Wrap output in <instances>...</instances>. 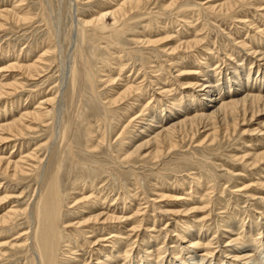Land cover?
<instances>
[{
	"label": "rangeland",
	"instance_id": "rangeland-1",
	"mask_svg": "<svg viewBox=\"0 0 264 264\" xmlns=\"http://www.w3.org/2000/svg\"><path fill=\"white\" fill-rule=\"evenodd\" d=\"M141 1L142 3L139 2L137 8L127 7V14L123 17L121 14L115 16L112 14L115 12V8L122 5L123 2L125 3V0H19L18 2L17 0H0L1 11L4 9L15 11L14 18H7L6 21L0 19V23L3 24V27L0 28V85L14 86L6 90V95L0 98V109L2 108L0 112L6 109L8 110L6 112L9 113L8 115L6 112L5 115L0 113V126L17 120L21 114L29 113L28 110L32 112L39 109L38 111L43 116L40 121L32 119L33 122L24 118L22 123L27 125L22 126L24 128L22 133H16L15 137L0 144V158L4 159L3 162L5 161L3 164L9 163L8 170H5L8 174L3 172L5 165L0 166V199L6 197L0 206V216L6 213L13 216H11V222L0 229V264H24L25 259L30 264H40V261L42 264H52V262L53 264H92V261L95 264L94 256L95 258H104V254L110 252L114 253L117 259L114 262L117 264H138V262L143 264L146 258H150L152 263H158L171 256L176 260L180 257L187 259L189 254H186L192 250L182 252L181 249L188 248L190 239L188 236L192 234H197L199 239L202 236L201 239H203L200 243L201 246H198L199 249L197 247L191 252L198 258H205L204 249L206 247L203 246L207 242L215 241L205 250L212 252L213 264H217V259L220 257L225 260L226 264H264V251L261 255L263 263L258 260L260 250L264 249V234H261L264 233V160L259 165L256 162L253 163L256 158L258 159V156L264 155V112L253 118L252 121H250V115L246 117L247 119H240L245 121H240L236 127L227 130L222 123L216 121L217 126H211L209 123L208 128L200 129V133L194 137L189 135L174 137L175 146L164 145L158 155L155 154L154 147L151 145H147L148 148H136L140 146V142L148 140L154 134L150 129L171 121L170 115L178 116L177 113L180 112L179 114H186L185 116L189 118L199 113L202 108L201 101L197 99L202 95L198 94L200 93L198 91L200 84L205 83L202 87L212 89L210 92L213 89L222 90L218 97L224 102L231 98H240L245 93V89H248L247 93H254L253 95L258 92L264 94V76L262 74L264 70V0L236 2L232 8L225 10L219 6L231 0ZM114 5L118 6L114 7ZM101 13L104 17L100 24L88 23L94 21L95 17L101 16ZM128 13L130 14L128 15ZM21 18L24 20L22 21ZM80 20L82 21L80 22ZM77 21L81 25L78 26ZM82 23H86L85 26ZM108 38L111 40H107ZM252 60L253 62H251ZM29 63L38 65V73L32 72V76L22 73L24 70L19 68L27 67L30 65ZM62 64H68L71 68H69L67 83L64 88L59 90ZM234 66L241 68L240 76L236 80L231 79L234 75H231L232 71L230 70ZM119 68L121 69L118 70ZM246 72L247 74L244 76ZM243 76L244 78H242ZM114 79L117 80L114 81ZM193 81L199 82L198 85ZM229 81L231 85L237 84L227 90L228 84L226 83ZM115 82L116 84H114ZM260 83L262 84L260 85ZM122 84L124 85L122 86ZM116 85L120 88H117ZM131 86L134 93L121 96L120 92ZM135 86L136 89H134ZM161 87L162 89H160ZM8 91H12L13 95H8L10 94ZM115 91L119 95H115ZM136 94H139L140 97ZM187 96L190 98H186ZM31 99L32 101H30ZM55 99L62 100L60 103L63 107L60 109L61 115L58 123L56 122V103L58 101ZM195 99L196 101H194ZM137 100L139 101L136 102ZM109 101L114 102H110L113 106L108 103ZM186 101L193 102L188 104ZM160 102L161 104H159ZM164 103L165 105H163ZM141 108L149 113L146 111L143 113ZM151 108L152 110H149ZM170 111L171 113H169ZM153 112L154 114H152ZM149 117H153V122L149 121ZM137 118L139 119L137 120ZM166 118L167 120H165ZM159 120L162 123H157ZM130 122L131 125L128 124ZM140 123H142L141 126L151 123L149 129L143 131L144 133L141 135H139L141 132ZM129 145L130 147H128ZM131 149L137 151L133 152ZM254 156L255 158H253ZM40 159L42 161L41 172L36 179ZM14 164L18 165V170L15 169ZM76 187L79 188V193ZM55 195L60 207L56 211H49L50 205L55 204L53 200ZM89 195L91 197H88ZM99 197L105 198L100 202ZM107 198L110 200H105ZM65 200L71 203L67 204ZM98 202L106 208L101 206L102 209ZM106 204L107 206H105ZM32 205L33 207H31ZM24 210L27 213L30 212L28 219L23 215ZM38 213L41 214V217ZM97 213H103L99 222L90 220L86 222L87 224H83V226L86 225L84 228L77 225L82 222L81 218L83 221L84 219L88 220L90 217L87 216ZM35 214L36 216L33 217ZM58 214H60L63 223L58 221ZM107 217L120 219L106 221ZM63 219L68 221L69 226ZM28 220L32 222L29 223ZM11 223L13 225H10ZM48 225L52 226L49 234V231L46 230ZM61 225H65V227ZM134 225L137 228L140 226V229H136ZM197 225L198 227L195 228ZM227 225L230 227L228 230L231 233L222 235L221 232L226 231ZM29 226L30 230L26 231V227L29 228ZM131 226L135 229L133 230ZM91 229H96L95 233H92ZM75 230L76 233H79L76 234ZM187 232H189L188 235ZM178 234L186 236L187 242L181 243L182 240L180 237L178 238ZM26 235L31 236V240L29 239L27 244L22 242L25 241ZM45 235L52 239L51 242L46 240ZM38 236L40 237L38 238ZM227 236H231V239L228 240ZM118 237L121 240L118 241ZM205 237L207 240L211 239L206 242ZM87 238L101 240L95 246L99 251L90 245L94 250L89 252L91 247L89 248L85 242ZM33 239L36 240L34 243ZM103 239L106 243H103ZM176 239H179L178 242ZM49 243H51L50 246ZM144 243H147V247ZM57 244L58 246H56ZM31 245L35 250H31ZM37 246L41 247L37 249ZM113 247L114 249H111ZM216 247L220 250L215 249ZM44 248L45 255L41 253ZM106 248L111 251L109 252V249ZM124 249L131 251L127 252L128 256L123 254ZM171 250L172 253L176 252L174 257ZM195 251L196 253H194ZM149 252L151 256L147 257L146 254ZM234 252L248 253L250 259H253V263L240 259L235 260L234 258L239 256L233 254ZM117 253H120L118 254L120 256L115 255ZM46 256L48 257L45 258ZM206 259L203 264L206 263Z\"/></svg>",
	"mask_w": 264,
	"mask_h": 264
},
{
	"label": "bare ground",
	"instance_id": "bare-ground-1",
	"mask_svg": "<svg viewBox=\"0 0 264 264\" xmlns=\"http://www.w3.org/2000/svg\"><path fill=\"white\" fill-rule=\"evenodd\" d=\"M12 1V0H11ZM19 0H17V2H18ZM24 1V0H23ZM108 1V0H107ZM115 1V0H114ZM119 1V0H118ZM128 1V0H127ZM126 0H125V3L123 2V4L122 5H119V7H117V8H115L114 10H115V12L112 14V15H120L121 14V16H123V15H125V14H127L126 12H127V7H133V8H137V5H139V2H141L142 3V1L141 0H129L128 2H127ZM143 1H145V0H143ZM244 0H231V1H228V2H225L224 4H222L221 6H219V7H221V8H223L224 10L225 9H229V8H232L235 4H236V2H243ZM259 1V0H258ZM10 2V1H9ZM13 2H15V1H13ZM234 2V3H233ZM246 2V1H245ZM2 3V2H1ZM71 3V2H70ZM107 3V2H106ZM110 3H111V1H110ZM109 3V4H110ZM117 3V2H116ZM10 4V3H9ZM12 4V3H11ZM15 4V3H14ZM17 4V3H16ZM108 4V3H107ZM118 5H114V7L115 6H118ZM142 5V4H141ZM1 6V5H0ZM14 6V5H13ZM19 6V5H18ZM210 6V5H209ZM255 6V5H254ZM72 7V6H71ZM19 8V7H18ZM1 9V8H0ZM11 9V8H10ZM117 9V10H116ZM210 9V8H209ZM17 10H19V9H17ZM113 10V11H114ZM131 10V9H130ZM138 10V9H137ZM212 10V9H211ZM109 11V10H108ZM215 11H216V9H215ZM102 12V11H101ZM104 12V11H103ZM110 12H112V11H110ZM218 12V11H217ZM108 13V12H107ZM28 14V13H27ZM99 14H100V12H99ZM130 13H128V15H129ZM133 14V13H132ZM131 14V15H132ZM98 16V15H97ZM126 16V15H125ZM125 16H123V17H125ZM15 17V11L14 10H7V9H4V10H0V19H5V21H6V19L8 18H14ZM104 17V15H102V13H101V16H99L98 18H96L95 17V19H94V21L92 20H90L91 22H88V23H90V24H100L101 22H102V18ZM122 18V17H121ZM18 20V19H17ZM20 20V19H19ZM21 20L23 21L24 20V18H21ZM31 20V19H30ZM126 20V19H125ZM124 20V21H125ZM29 21V20H28ZM82 20H80V22H81ZM122 21V20H121ZM2 22V21H1ZM18 22V21H17ZM78 23V26L79 25H81L80 23H79V21H77ZM84 22V21H83ZM87 23V24H88ZM82 24H84V26H85V24L86 23H82ZM3 24H1L0 23V28L1 27H3L2 26ZM89 25V24H88ZM90 26V25H89ZM89 26H87V27H89ZM93 26V25H92ZM110 27V26H109ZM109 27H107V28H109ZM114 27V26H113ZM84 28V27H83ZM92 28V27H91ZM122 28V27H121ZM80 29H81V26H80ZM89 29V28H88ZM97 29V28H96ZM102 29V28H101ZM98 30H100V29H98ZM103 30V29H102ZM149 30V29H148ZM84 31H85V29H84ZM93 31V30H92ZM105 31H107L106 30V28H105ZM104 31V32H105ZM96 32V31H95ZM102 32V31H101ZM112 32H113V30H112ZM116 32H117V30H116ZM82 33V32H81ZM100 33V32H99ZM118 33H120V32H118ZM117 33V34H118ZM123 33V32H122ZM112 34V33H111ZM104 35V34H103ZM114 35H115V32H114ZM258 35V34H257ZM78 36V35H77ZM94 36V35H93ZM95 36H96V34H95ZM113 36V35H112ZM102 37V36H101ZM100 37V39H102ZM111 38V37H110ZM104 39V38H103ZM80 40V39H79ZM107 40H109V38L107 39ZM107 40H105V41H107ZM111 40V39H110ZM109 40V41H110ZM78 41V40H77ZM115 41V40H114ZM76 42V41H75ZM108 42V41H107ZM256 42V41H255ZM77 43V42H76ZM75 43V44H76ZM149 43V42H148ZM147 43V44H148ZM152 43V42H151ZM197 44V43H196ZM75 46V45H74ZM191 47V46H190ZM44 48V47H43ZM189 48V47H188ZM76 49V48H75ZM250 49V48H249ZM248 49V50H249ZM253 49V48H252ZM43 50V49H42ZM77 50V49H76ZM176 51V50H175ZM250 51V50H249ZM248 51V52H249ZM252 51V50H251ZM47 53H48V51H46ZM45 52V53H46ZM171 52H172V50H171ZM174 52V51H173ZM240 52V51H239ZM257 52V51H256ZM7 53V52H6ZM73 53H75V52H73ZM255 53V52H254ZM254 53H252L253 54V56H254ZM42 54H44V53H42ZM42 54H40V55H42ZM114 54V53H113ZM263 54V53H262ZM3 55H5V54H3ZM7 55V54H6ZM9 55V54H8ZM39 55V56H40ZM232 55V54H231ZM249 55V54H248ZM74 56V55H73ZM262 55H260V57H261ZM9 57H11V56H9ZM71 57H72V54H71ZM75 57V56H74ZM244 57V56H243ZM258 57V56H257ZM259 57V58H260ZM263 57V56H262ZM41 58H42V56H41ZM249 58V57H248ZM253 58V57H252ZM5 59V58H4ZM4 59H2V60H4ZM8 59V58H7ZM40 59V58H39ZM228 59V58H227ZM230 59V58H229ZM243 59V58H242ZM254 59H255V57H254ZM257 59V58H256ZM36 60H38V59H36ZM73 60V59H72ZM232 60V59H231ZM263 60V59H262ZM10 61V60H9ZM35 61V60H34ZM247 61V60H246ZM261 61V60H260ZM31 62V61H30ZM35 62H37V61H35ZM34 62V63H35ZM40 62H41V60H40ZM43 62V61H42ZM64 62H65V60H64ZM231 62V61H230ZM241 62H243V60H241ZM248 62V61H247ZM251 62H253V60L251 61ZM45 63V62H44ZM237 63H239V62H237ZM30 64V63H29ZM42 64V63H41ZM83 64V63H82ZM63 65V67L61 66L60 68H62V70H61V72L60 73H62L61 74V77H60V82H59V90H61L62 88H64V86H65V84L67 83V79H69L68 78V74H69V68H71V66L70 65H68V64H62ZM205 65V64H204ZM234 65H236V64H234ZM240 65H242V64H240ZM251 65V64H250ZM252 65H253V63H252ZM260 65V64H259ZM70 66V67H69ZM230 66V65H229ZM233 66V65H232ZM263 66V65H262ZM40 67V66H39ZM231 67V66H230ZM260 67H261V65H260ZM4 68V67H3ZM8 68V67H7ZM12 68V67H11ZM41 68V67H40ZM88 68V67H87ZM86 68V69H87ZM244 68V67H243ZM251 68V67H250ZM20 70L22 69V71L24 70V72H22L23 74L24 73H27L28 74V76H32V72H35V73H38L37 72V70H38V65H36V64H30L29 66H27V67H25L24 66V68H23V66L21 67V68H19ZM121 68H119L118 70H120ZM230 69V68H229ZM258 69V68H257ZM264 69V68H263ZM3 70V69H2ZM5 70H7V69H5ZM11 70V69H10ZM41 70H42V68H41ZM117 70V71H118ZM203 70V69H202ZM240 70H241V68L240 67H238L237 66V68H235V66L233 67V68H231V70L230 71H232V73H231V75H234L233 76V78H231L232 80H236V79H238V77L240 76ZM245 70V69H244ZM243 70V72H245ZM251 70V69H250ZM250 70H249V72H250ZM1 71V70H0ZM74 71V70H73ZM84 71V70H83ZM153 71V70H152ZM216 71V70H215ZM239 71V72H238ZM248 71V70H247ZM154 72V71H153ZM152 72V73H153ZM171 72V71H170ZM192 72V71H191ZM200 72V71H199ZM206 72H207V70H206ZM227 72V71H226ZM243 72H242V74H243ZM205 73V72H204ZM207 73H209V72H207ZM212 73H214V72H212ZM216 73V72H215ZM260 73V72H259ZM26 74V75H27ZM73 74V73H72ZM247 74V72L244 74V76ZM263 76H264V70H263ZM34 75H36V74H34ZM85 75V74H84ZM83 75V76H84ZM90 75V74H89ZM171 75V74H170ZM169 75V76H170ZM202 75H204L203 73H202ZM220 75H222V74H220ZM228 75V74H227ZM2 76V75H1ZM25 76V75H24ZM119 76V75H118ZM117 76V77H118ZM198 76H199V73H198ZM201 76V75H200ZM212 76V75H211ZM214 76V75H213ZM226 76V75H225ZM244 76L242 77V78H244ZM248 76V75H247ZM251 76V75H250ZM36 77V76H35ZM34 77V78H35ZM116 77V78H117ZM208 77V76H207ZM24 78V77H23ZM91 78H92V76H91ZM118 78H120V77H118ZM117 78V79H118ZM121 78H123V77H121ZM212 78H214V77H212ZM220 78V77H219ZM219 78H218V80H219ZM226 78V77H225ZM241 78V79H242ZM246 78H248V77H246ZM245 78V79H246ZM3 79V78H2ZM117 79H114V81L115 80H117ZM124 79V78H123ZM123 79H122V81H123ZM174 79V78H173ZM198 79V78H197ZM204 79V78H203ZM202 79V80H203ZM228 79H230V78H228ZM230 79V80H231ZM240 79V78H239ZM250 79V78H249ZM261 79V78H260ZM263 79V78H262ZM107 80H108V78H107ZM112 80V79H111ZM110 80V81H111ZM121 80V79H120ZM119 80V81H120ZM195 80V79H194ZM222 80V79H221ZM248 80V79H247ZM16 81V80H15ZM109 81V80H108ZM124 81H126V80H124ZM159 81V80H158ZM163 81V80H162ZM238 81V80H237ZM255 81V80H254ZM107 82V81H106ZM105 82V83H106ZM129 82V81H128ZM161 82V81H160ZM164 82V81H163ZM163 82H162V84H163ZM194 82V81H193ZM215 82V81H214ZM217 82V81H216ZM225 82V81H224ZM242 82V81H241ZM249 82V81H248ZM256 82V81H255ZM254 82V83H255ZM258 82V81H257ZM260 82V81H259ZM262 82V81H261ZM14 83V82H13ZM20 83V82H19ZM18 83V84H19ZM108 83V82H107ZM118 83V82H117ZM127 83V82H126ZM130 83V82H129ZM194 83H196L197 85H198V83L199 82H194ZM201 83H203V82H201ZM208 83V82H207ZM263 83V82H262ZM262 83H260V85L262 84ZM114 84H116V82L114 83ZM209 84V83H208ZM220 84V83H219ZM224 84V83H223ZM226 84H228V87H227V90L228 89H230L231 87H234V85H236V84H232L231 85V82L229 81V82H227ZM16 85V84H15ZM124 84H122V86H123ZM126 85H128V84H126ZM131 85H132V83H131ZM135 85V84H134ZM191 85H192V83H191ZM203 85H205V83H203V84H200V85H198V87H199V92L200 93H198V94H202V95H200V97H201V99H200V97L199 98H197L199 101H201V105H202V108L200 109V112L199 113H196V114H192L193 116L192 117H189V118H187L185 115H181V114H179V113H177L178 114V116H175V115H170L171 117H169L170 119H171V121H169V122H167V123H165L164 125H161V126H159V125H157V126H155V128H152V129H150L151 131H152V133H154L152 136H150L149 138H148V140H146V141H144V142H140L139 144H140V146H138V145H136V146H138V147H136L137 149H140V148H143V147H147V145H151V146H153L154 147V151H155V154L156 155H158L160 152H161V148L164 146V145H169L170 147H173V146H175V143H174V137H177V136H184V137H187L188 135L189 136H191V137H194L197 133H200L199 131H201L200 129H203V128H205V127H207V125H209V123H211L210 125L211 126H214V125H216V123L217 122H219V123H222L225 127V130H227V129H230V128H233V127H236L237 125H238V123L241 121V122H244L245 120H240V119H247L246 117H248L249 115H250V121H252L253 120V118H255V117H257V115H259V114H261L262 112H264V94L262 95L260 92H258L256 95H253L252 93H247L246 91L248 90H244V94H243V96H239L240 98H238V97H236L235 99L233 98H231V99H226L227 101L226 102H224V101H222L223 99H220V97H218V96H220V92L222 93V90H220V89H213V91H211L210 92V90H212V89H208V87H202ZM211 85V84H210ZM221 85V84H220ZM244 85H246L245 84V82H244ZM255 85V84H254ZM258 85V84H257ZM18 86V85H17ZM130 86V85H129ZM137 86V85H136ZM136 86H135V88L134 89H136ZM156 86H157V84H156ZM189 86V85H188ZM212 86V85H211ZM238 86V85H237ZM247 86H248V83H247ZM250 86V85H249ZM252 86V85H251ZM11 87H14L13 85H9L8 84V86H3L2 84L0 85V98L2 97V96H4V95H6V90H9ZM16 87V86H15ZM116 87L117 88H120V87H118V85H116ZM134 87V86H133ZM138 87V86H137ZM163 87V86H162ZM162 87L160 88V89H162ZM173 87V86H172ZM201 87V88H200ZM226 87V86H225ZM254 87V86H253ZM72 88V87H71ZM141 88V87H140ZM168 88V87H167ZM166 88V89H167ZM195 88V87H194ZM244 88V87H243ZM260 88V87H259ZM258 88V89H259ZM263 88V87H262ZM15 89H17V88H15ZM143 89V88H142ZM197 89V88H196ZM234 89V88H233ZM232 89V90H233ZM239 89V88H238ZM242 89V88H241ZM252 89V88H251ZM256 89V88H255ZM13 90V89H12ZM120 90V89H119ZM122 90V89H121ZM133 90V88H132V86L131 87H127V88H125V90L124 91H122V92H120V93H122V95L121 96H127V95H130L131 94V92H132V94L134 93V91H132ZM157 90H158V88H157ZM165 90V89H164ZM15 91V90H14ZM71 91V90H70ZM114 91V90H113ZM136 91H139V90H136ZM135 91V92H136ZM166 91V90H165ZM168 91V90H167ZM237 91V90H236ZM259 91V90H258ZM9 92V91H8ZM59 92V91H58ZM152 92V91H151ZM168 92H170V91H168ZM167 92V93H168ZM177 92V91H176ZM249 92H250V90H249ZM10 94H8V95H13V93H12V91L11 92H9ZM146 93V92H145ZM211 93H214V94H211ZM226 93V92H225ZM230 93V92H229ZM60 94V93H59ZM114 93H112V95H113ZM139 94H140V92H139ZM139 94H136V95H139ZM159 94V93H158ZM228 94V93H227ZM236 94V93H235ZM115 95H119L116 91H115ZM141 95V94H140ZM140 95H139V97H140ZM164 95V94H163ZM182 95V94H181ZM226 95V94H225ZM224 95V96H225ZM114 96V95H113ZM120 96V98H122ZM143 96V95H142ZM185 96V95H184ZM189 96V95H188ZM186 97V98H190V97ZM192 96V95H191ZM197 96V95H196ZM199 96V95H198ZM228 96H230V95H228ZM111 97V95L109 96V98ZM129 97V96H128ZM167 97V96H166ZM170 97H172L171 95H170ZM178 97V96H177ZM6 98H7V96H6ZM33 98V97H32ZM56 98V97H55ZM117 98H118V96H117ZM120 98H119V100H120ZM125 98V97H124ZM132 98H133V96H132ZM153 98V97H152ZM185 98V99H186ZM194 98H196V97H194ZM224 98V97H223ZM229 98V97H228ZM58 99V98H57ZM111 99V98H110ZM184 99V98H183ZM219 99H220V101H219ZM225 99V98H224ZM26 100H28V99H26ZM25 100V101H26ZM35 100V99H34ZM33 100V101H34ZM56 100V99H55ZM106 100V99H105ZM133 100V99H132ZM155 100V99H154ZM159 100V99H158ZM174 100H176V99H174ZM190 100V99H189ZM30 101H32V99L30 100ZM37 101V100H36ZM39 101V100H38ZM56 101H58V100H56ZM62 100H60V101H58L57 103H56V105H57V107H56V122L58 123V120H59V118H60V109L61 108H63L62 106H61V102ZM102 101V100H101ZM114 101V100H113ZM112 101V102H113ZM127 101V100H126ZM129 101V100H128ZM127 101V102H128ZM139 100H137L136 102H138ZM141 101V100H140ZM145 101V100H144ZM164 101V100H163ZM179 101V100H178ZM194 101H196V99L194 100ZM103 102V101H102ZM111 101H109L108 103L109 104H111L110 103ZM119 102V101H118ZM150 102V101H149ZM156 102V101H155ZM158 102V101H157ZM188 104H191V102H193V101H186ZM29 103V102H28ZM39 103V102H38ZM101 103V102H100ZM114 103V102H113ZM140 103V102H139ZM185 103V102H184ZM13 104V103H12ZM17 104H18V102H17ZM20 104V103H19ZM104 104V103H103ZM116 104V103H115ZM144 104H145V102H144ZM143 104V105H144ZM152 104V103H151ZM159 104H161V102L159 103ZM198 104V103H197ZM196 104V105H197ZM11 105V104H10ZM9 105V106H10ZM14 105V104H13ZM27 105V104H26ZM63 105V104H62ZM112 105V104H111ZM156 105H158V104H156ZM163 105H165V103L163 104ZM195 105V106H196ZM19 106V105H18ZM17 106V107H18ZM113 106V105H112ZM135 106V105H134ZM133 106V107H134ZM150 106V105H149ZM187 106H190V105H187ZM195 106H192V107H195ZM14 107V106H13ZM17 107H15L16 109H18ZM41 107V106H40ZM105 107V106H104ZM148 107V106H147ZM151 107V106H150ZM149 107V108H150ZM158 107V106H157ZM167 107L168 106H166V109H167ZM170 107H172V106H170ZM6 108H7V105H6ZM11 108V107H10ZM14 108V109H15ZM25 108V107H24ZM174 108V107H173ZM181 108V107H180ZM179 108V109H180ZM189 108V107H188ZM197 108H198V106H197ZM30 109V108H29ZM35 109V108H34ZM110 109H111V106H110ZM130 109V108H129ZM141 109H143V108H141ZM144 109H145V106H144ZM144 109H143V111H144ZM175 109V108H174ZM1 111H2V108L0 109ZM13 110V109H12ZM20 110V109H19ZM18 110V111H19ZM27 110V109H26ZM39 110V109H38ZM38 110H31L32 112H30V110H28L29 111V113H23V114H21V116L19 117V118H17V120H15V119H13V120H15V121H12V122H10V123H7V121H6V123L7 124H5V125H2V126H0V144L1 143H3V142H5V141H8L9 140V138H11V137H15L16 136V133H19V134H21L22 133V130L24 129L22 126L25 124L24 122L22 123V120L24 119V118H27L26 120H31L32 121V119L33 120H42V118H43V116H42V114L40 113V111H38ZM132 111H133V109H131ZM149 110H152V108L151 109H149ZM155 110V109H154ZM168 111H169V109H167ZM186 110V109H185ZM6 111H8V110H6V109H4V111L3 112H0L1 114L2 113H4V115H5V112ZM111 111V110H110ZM146 111V110H145ZM143 112V113H146V112H148L149 113V111H146V112ZM157 111V110H156ZM166 111V110H165ZM188 111H189V109H188ZM15 112V111H14ZM23 112H24V110H23ZM43 112V111H42ZM134 112H135V110H134ZM151 112V111H150ZM167 112V111H166ZM17 113V112H16ZM107 113V112H106ZM108 113H109V111H108ZM111 113V112H110ZM143 113H141V114H143ZM169 113H171V111L169 112ZM173 113V112H172ZM187 113V112H186ZM192 113V112H191ZM6 114L8 115L9 113H7L6 112ZM152 114H154V112L152 113ZM161 114V113H160ZM166 114V113H165ZM189 115H190V113H188ZM3 115V114H2ZM44 115V114H43ZM137 115V114H136ZM163 115V114H162ZM134 116V115H133ZM144 116V115H143ZM147 117H148V114L146 115ZM191 116V115H190ZM1 117V116H0ZM15 117H18V116H15ZM14 117V118H15ZM31 118V119H28V118ZM62 117V116H61ZM137 117V116H136ZM146 117V118H147ZM156 117V116H155ZM166 117V116H165ZM7 118H8V116H7ZM9 118H11V117H9ZM54 118H55V116H54ZM130 118H131V116H130ZM129 118V119H130ZM134 118H135V116H134ZM134 118H132V119H134ZM150 118V120L149 121H151V122H153V117H149ZM3 119V118H2ZM131 119V120H132ZM139 118H137V120H138ZM169 119V120H170ZM181 119V120H180ZM4 120H5V117H4ZM3 120V121H4ZM10 120V119H9ZM8 120V121H9ZM25 120V119H24ZM54 120V119H53ZM145 120V119H144ZM165 120H167V118L165 119ZM2 121V120H1ZM130 121V120H129ZM134 121V120H133ZM155 121H156V119H155ZM161 120H159L157 123H162V121L160 122ZM217 121V122H216ZM5 122V121H4ZM33 122V121H32ZM53 122V121H52ZM55 122V123H56ZM62 122V121H61ZM135 122V121H134ZM137 122V121H136ZM139 122V121H138ZM165 122V121H164ZM37 123V122H36ZM35 123V124H36ZM44 123V122H43ZM155 123V122H154ZM28 124H31V123H29L28 122ZM33 124V123H32ZM129 125H131V122L130 123H128ZM133 124V123H132ZM141 124L142 123H140V126H141ZM25 125H27V124H25ZM34 125V124H33ZM134 125V124H133ZM132 125V126H133ZM151 125V123H149V124H145V125H142L141 127H140V129H141V132H139V135H141V134H143L144 132L143 131H146V130H148L149 129V126ZM204 125V126H203ZM261 125V124H260ZM259 125V126H260ZM217 126V125H216ZM262 126V125H261ZM29 127V126H28ZM210 127V126H209ZM27 128V127H26ZM29 128H33V127H29ZM34 128H36V127H34ZM128 128V127H127ZM208 128V127H207ZM206 128V129H207ZM215 128H217V127H215ZM28 129V128H27ZM59 129V128H58ZM211 129H213V128H211ZM31 130V129H30ZM149 130V131H150ZM216 130V129H215ZM137 131V130H136ZM57 132H59V131H57ZM124 132V131H123ZM122 132V133H123ZM150 133V132H149ZM58 134V133H57ZM56 134V135H57ZM263 134V133H262ZM20 136V135H19ZM55 136V135H54ZM138 136V135H137ZM143 136V135H142ZM124 137V136H123ZM141 137V136H140ZM183 137V138H184ZM120 138V137H119ZM128 138V137H127ZM131 138V137H130ZM129 138V139H130ZM138 138V137H137ZM145 138V137H144ZM126 139V137L124 138V140ZM176 139V138H175ZM123 140V139H122ZM121 140V141H122ZM134 140V139H133ZM145 140V139H144ZM141 141V140H140ZM11 142V141H10ZM91 142V141H90ZM129 142H130V140H129ZM134 142V141H133ZM132 142V143H133ZM8 143V142H7ZM6 143V144H7ZM128 143V142H127ZM126 143V144H127ZM136 143V142H135ZM129 144V143H128ZM128 147H130V145L128 146ZM121 148H123V147H121ZM133 148V147H132ZM148 148V147H147ZM149 148H151V147H149ZM129 150V149H128ZM131 150H133V152H136L137 150H135V149H131ZM135 150V151H134ZM12 152V151H11ZM128 152H130V150L128 151ZM132 152V153H133ZM30 153V152H29ZM28 153V154H29ZM125 153V152H124ZM124 153H122V155H124L125 156V154ZM127 153V152H126ZM140 153V152H139ZM128 154V153H127ZM142 154V153H141ZM154 154V153H153ZM121 155V156H122ZM130 156H131V154H129ZM136 155V154H135ZM262 155V154H261ZM10 156V155H9ZM21 156V155H20ZM31 156V155H30ZM35 156V155H34ZM123 156V157H124ZM128 156V155H127ZM133 156V155H132ZM29 157V156H28ZM257 157V156H256ZM8 158V157H7ZM20 158V157H19ZM253 158H255V156L253 157ZM24 159H26V158H24ZM32 159H33V157H32ZM3 160L4 159H1L0 158V166H3V165H5V169L3 170V172H6L5 170H8V168H9V163H5V164H3L4 162H3ZM20 160H22V159H20ZM39 160V159H38ZM116 160H118V157H116ZM264 160V155L263 156H258V159L256 158V161H254L253 163H258V165H259V163L261 162V161H263ZM24 161V160H23ZM22 161V162H23ZM57 161V160H56ZM123 161V160H122ZM12 162V161H11ZM18 162V161H17ZM41 159H40V161H39V164H38V174H37V177H36V179H38V177H39V175H40V172H41ZM117 162V161H116ZM120 162V161H119ZM118 162V163H119ZM264 162V161H263ZM16 163V162H15ZM21 163V162H20ZM12 164V163H11ZM10 164V165H11ZM17 164H14V166H15V169H19V167H18V165L16 166ZM20 165V164H19ZM257 165V164H256ZM44 166V165H43ZM260 166H261V164H260ZM11 167V166H10ZM54 167H55V165H54ZM59 167V166H58ZM255 167H257V166H255ZM22 169H23V167H21ZM12 169H13V166H12ZM43 169V168H42ZM25 171V170H24ZM261 172V171H260ZM7 173V172H6ZM8 174V173H7ZM12 174V173H11ZM48 174V173H47ZM50 174V173H49ZM263 174V173H262ZM46 175V174H45ZM57 176H58V174H57ZM41 177V176H40ZM46 177V176H45ZM48 177V176H47ZM49 178V177H48ZM57 178V177H56ZM44 179V178H43ZM58 179V178H57ZM57 183H58V181H57ZM42 185H43V183H42ZM78 185V184H77ZM81 185H82V183H81ZM86 186H88V185H86ZM93 186H94V184H93ZM45 187V186H44ZM59 187V186H58ZM79 187H80V185H79ZM96 188V187H95ZM76 189H77V187H76ZM79 189V188H78ZM77 189V190H78ZM60 190V189H59ZM58 190V191H59ZM95 190V189H94ZM40 191V190H39ZM38 191V192H39ZM76 191V190H75ZM79 191L80 190H78V193H79ZM83 191V190H82ZM36 192V191H35ZM34 192V193H35ZM77 192V191H76ZM85 192H86V189H85ZM88 192V191H87ZM37 193V192H36ZM78 193H77V196H78ZM198 193V192H197ZM38 194V193H37ZM41 194V193H40ZM89 194H90V192H89ZM94 194V193H93ZM96 194H97V192H96ZM108 194V193H107ZM52 195V194H51ZM83 195H85L84 193H83ZM91 195V194H90ZM88 196V197H91V196ZM109 195V194H108ZM40 196V195H39ZM47 196V195H46ZM81 196H82V194L80 195V198H81ZM96 196V195H95ZM102 196V195H101ZM38 197V196H37ZM36 197V200L38 199ZM43 197V196H42ZM59 197H60V195H59ZM73 197H74V193H73ZM72 197V198H73ZM87 197V196H86ZM94 197V196H93ZM77 198V197H76ZM78 198H79V196H78ZM105 198V197H104ZM104 198L102 199L101 197H99V201L101 200H104ZM6 199V197L5 198H1L0 199V206L4 203L3 201ZM8 199V198H7ZM40 199H41V196H40ZM74 199V198H73ZM92 199V198H91ZM91 199H89L90 201H91ZM96 199V198H95ZM53 200H54V202H55V204L53 203V204H51L50 205V208H49V211H56V209H58L59 207H60V205H59V202H58V200H57V197H56V195L54 196V198H53ZM52 200V201H53ZM61 200V199H60ZM68 200V199H67ZM78 200V199H77ZM84 200V199H83ZM85 200H86V198H85ZM88 200V201H89ZM105 200H110V199H105ZM114 200H116V198L115 199H113V201ZM117 200H118V198H117ZM51 201V202H52ZM73 201V200H72ZM74 201H76V200H74ZM98 201V200H97ZM100 201V202H101ZM108 201H106V202H108ZM34 202V201H33ZM32 202V203H33ZM44 202H46V201H44ZM68 202H70V201H68ZM68 202H66V200H65V203H67L68 204ZM85 202V201H84ZM87 202V201H86ZM85 202V203H86ZM94 202V201H93ZM105 202V201H104ZM104 202H103V204H104ZM115 202V201H114ZM122 202V201H121ZM61 203V202H60ZM63 203V202H62ZM71 203V202H70ZM75 203H77V201L75 202ZM74 203V204H75ZM99 203V202H98ZM97 203V204H98ZM67 204L65 205L66 207H67ZM73 204V205H74ZM82 204V203H81ZM81 204H79V205H81ZM90 204H92L93 205V203H90ZM96 204V205H97ZM102 203H99V205H100V207L102 206L103 207V205H101ZM115 204V203H114ZM120 204V203H119ZM122 204H123V202H122ZM125 204V203H124ZM54 205V206H53ZM64 205V204H63ZM70 205V204H69ZM73 205H71V206H73ZM83 205V204H82ZM88 205V204H87ZM99 205L97 206L98 207V210H99ZM113 205V204H112ZM70 206V207H71ZM94 206H95V204H94ZM93 206V207H94ZM105 206H107V204L105 205ZM116 206H118V205H116ZM31 207H33V205L31 206ZM76 207V206H75ZM101 207V208H102ZM63 208V207H62ZM73 208V207H72ZM103 208H106V207H103ZM102 208V209H103ZM30 209V208H29ZM65 209H68V208H65ZM74 209V208H73ZM118 208H116V210H117ZM13 210V209H12ZM11 210V211H12ZM14 210H16V209H14ZM108 210V209H107ZM110 210V209H109ZM108 210V211H109ZM115 210V209H114ZM119 210V209H118ZM58 212H59V210H57ZM63 211V210H62ZM105 211H106V209H105ZM125 211V210H124ZM127 211V210H126ZM29 212V211H28ZM32 212H34V211H32ZM31 212V213H32ZM44 212V211H43ZM57 212V213H58ZM97 212V211H96ZM30 213V212H29ZM29 213H27L26 212V210H24V212H23V215H25V217L27 218L28 217V214ZM35 213V212H34ZM41 214H42V212H40ZM55 213V212H54ZM64 213V212H63ZM116 213V212H115ZM1 214V213H0ZM39 214V213H38ZM41 214H39V216L41 215ZM57 215V214H56ZM62 215V214H61ZM82 215H83V213H82ZM103 215V213H97L96 215H90V216H87V217H90L88 220H85L84 219V221L82 220V218H81V221L82 222H80V223H77V225H81L82 227H80V228H84L85 226H83V224H85L86 222H88V221H97V222H99V219H101V217H103L102 216ZM105 215V214H104ZM132 215V214H131ZM11 216H12V214H9V213H6L5 215H2V216H0V229H2L3 227H5L6 225H8L10 222H11ZM31 216V215H30ZM34 216H36V214L35 215H33V217ZM106 216V215H105ZM13 217V216H12ZM32 217V218H33ZM41 217V216H40ZM57 217V216H56ZM58 221H61L62 219H60V214H58ZM38 218V217H37ZM55 218V217H54ZM28 219V218H27ZM110 219V220H109ZM120 218H116V217H107V219H105L106 221L107 220H109V221H111V220H113V221H118ZM122 219V218H121ZM31 220V219H30ZM36 220V219H35ZM38 220H40V219H38ZM52 220V219H51ZM55 220V219H54ZM64 220V219H63ZM78 220H80V219H78ZM129 220V219H128ZM13 221V220H12ZM14 221H15V219H14ZM29 221V220H28ZM27 221V222H28ZM46 221V220H45ZM101 221V220H100ZM104 221V220H103ZM102 221V222H103ZM126 221V220H125ZM32 222V221H31ZM30 221H29V223H31ZM35 222V221H34ZM62 223H63V221H61ZM64 222H66L65 220H64ZM73 222H75L76 223V221H73ZM96 222V223H97ZM46 223V222H45ZM50 223V222H49ZM67 223V225H68V221L66 222ZM66 223H64V224H66ZM133 223V222H132ZM135 223V222H134ZM176 224H177V222H175ZM33 224V223H32ZM36 224V223H35ZM34 224V225H35ZM42 224V223H41ZM51 224V223H50ZM61 224V223H60ZM70 224V223H69ZM73 225H74V223H72ZM87 224V223H86ZM90 224H92V223H90ZM100 224V223H99ZM110 224V223H109ZM119 224V223H118ZM117 224V225H118ZM250 224V223H249ZM10 225H13L12 223L10 224ZM43 225V224H42ZM89 225V224H88ZM87 225V226H88ZM107 225V224H106ZM137 225V224H136ZM136 225H134V227H136V229H140V226H138L139 228H137V226ZM231 225V224H230ZM14 226H15V224H14ZM13 226V227H14ZM28 226V225H27ZM36 226V225H35ZM61 226H63V225H61ZM69 226V225H68ZM75 226V225H74ZM177 226H178V224H177ZM9 227H11V226H9ZM63 227H65V225L63 226ZM88 227H91V226H88ZM107 227V226H106ZM115 227V226H114ZM117 227V226H116ZM129 227V226H128ZM133 226H131V228H132ZM132 228L133 230L135 229V228ZM148 227V226H147ZM150 227V226H149ZM198 227V225L195 227V228H197ZM232 227V226H231ZM7 228V227H6ZM12 228V227H11ZM54 228H55V226H54ZM68 228V227H67ZM92 228V227H91ZM112 228H113V226H112ZM143 228V227H142ZM180 228V227H179ZM189 228V227H188ZM190 228H192L191 226H190ZM194 228V229H195ZM201 228H203V227H201ZM200 228V229H201ZM230 227L227 225L226 227H225V230L226 231H224V232H221V234L223 235V234H229V229ZM244 228V227H243ZM260 228H261V226H260ZM27 229H29L30 230V226H29V228H27L26 227V231H28ZM37 229V228H36ZM45 229V228H44ZM57 229V228H56ZM103 229H104V227H103ZM106 229V228H105ZM130 229V228H129ZM132 229H130V230H132ZM166 229H168V228H166ZM181 229V228H180ZM236 229V228H235ZM263 229V228H262ZM8 230V229H7ZM6 230V231H7ZM39 230V229H38ZM46 230H48L49 232H48V234L50 233V231L52 230V226H50V225H48V229H46ZM54 230V229H53ZM79 230V232H81L80 231V229H78ZM92 230V233H95L94 231H96V229H91ZM137 230V231H138ZM147 230V229H146ZM185 230H187L186 228H185ZM189 230V229H188ZM198 230V229H197ZM2 231V230H1ZM25 231V232H26ZM63 231H64V229H63ZM100 231V230H99ZM136 231V232H137ZM201 231V230H200ZM235 231V230H234ZM233 231V232H234ZM52 232H55V231H52ZM75 233H76V230L74 231ZM78 232V233H79ZM91 232V231H90ZM132 232V231H131ZM184 232V231H183ZM182 232V233H183ZM190 232V231H189ZM189 232H187V235L189 234ZM198 232V231H197ZM218 232V231H217ZM232 232V233H233ZM240 232V231H239ZM260 232V231H259ZM4 233V232H3ZM22 233H23V231H22ZM41 233V232H40ZM78 233H76V234H78ZM83 233V232H82ZM91 233V234H92ZM108 233V232H107ZM185 233V232H184ZM195 233V232H194ZM205 233V232H204ZM231 233V232H230ZM261 233V232H260ZM1 234V233H0ZM18 234V233H17ZM27 234V233H26ZM32 234V233H31ZM30 234V235H31ZM66 234V233H65ZM75 234V235H76ZM110 234V233H109ZM220 234V235H221ZM227 234V235H228ZM236 234V233H235ZM261 234H264V233H261ZM30 235H26L25 236V241H22V242H24L25 244H27L28 243V240L30 239ZM36 235V234H35ZM35 235H34V237H35ZM80 235H81V233H80ZM84 235H86V234H84ZM83 235V236H84ZM93 235V234H92ZM112 235V234H111ZM136 235V234H135ZM167 235V234H166ZM179 235V234H178ZM197 234H192L191 236H188V237H190V239H189V241H188V244H189V246H187L188 248H186V247H183L181 250H182V252H184V251H187V252H189L188 250H192V251H194L198 246H201L200 245V243H202L201 242V240H203V239H201L202 238V236H201V238L199 239V237L198 236H196ZM232 235V234H231ZM256 235V234H255ZM1 236V235H0ZM3 236V235H2ZM19 236V235H18ZM20 236H22V235H20ZM41 236V235H40ZM40 236H38V238L40 237ZM46 236V235H45ZM44 236V237H45ZM53 236V235H52ZM113 236H114V234H113ZM205 236V235H204ZM203 236V237H204ZM225 236V235H224ZM239 236V235H238ZM47 238H46V240L47 241H50L51 242V238L50 237H48V236H46ZM58 237V236H57ZM59 237H60V234H59ZM77 237V236H76ZM80 237H82V236H80ZM86 237V236H85ZM89 237V236H88ZM100 237H101V235H100ZM103 237V236H102ZM112 237V236H111ZM167 237V236H166ZM174 237V236H173ZM180 237V239L182 240V242L181 243H185V242H187L186 241V239H187V237L186 236H184L183 234L180 236H178V238ZM207 237V236H206ZM205 237V238H206ZM1 238V237H0ZM32 238H33V235H32ZM63 238V237H62ZM249 238V237H248ZM17 239V238H16ZM45 239V238H44ZM59 239V238H58ZM107 239V238H106ZM108 239H110V238H108ZM111 239H113V238H111ZM117 239V238H116ZM198 239V240H197ZM211 239V238H210ZM209 239V240H210ZM221 239V238H220ZM227 239L229 240V239H231V236H227ZM31 240V239H30ZM34 240L35 239H33V243H34ZM41 240H42V238H41ZM45 240V241H46ZM67 240V239H66ZM65 240V241H66ZM113 240H115V239H113ZM119 240H121V239H119V237H118V241ZM177 240V239H176ZM175 240V241H176ZM179 240V239H178ZM178 240H177V242H178ZM209 240H207V238H206V242L207 241H209ZM214 240V239H213ZM245 240V239H244ZM2 241V240H1ZM36 241V240H35ZM39 241V240H38ZM44 241V242H45ZM58 241H61V240H58ZM62 241H64V240H62ZM100 239H98V238H95V239H93V240H89L88 238L87 239H85V242H86V244H88L89 245V248L92 246V247H95L96 245H98L99 243H100ZM108 241V240H107ZM110 241V240H109ZM223 241H224V239H223ZM231 241H233V240H231ZM231 241H229V242H231ZM236 241V240H235ZM235 241H233V242H235ZM255 241V240H254ZM257 241V240H256ZM260 241V240H259ZM264 241V240H263ZM262 241V242H263ZM42 242V241H41ZM68 242V241H67ZM82 242H84V241H82ZM112 242V241H111ZM114 242V241H113ZM122 242V241H121ZM213 242H215V241H213ZM212 242V243H213ZM225 243H226V241H224ZM242 242V241H241ZM261 242V243H262ZM1 243V242H0ZM12 243V242H11ZM37 243V242H36ZM35 243V244H36ZM46 243V242H45ZM61 244H62V242H60ZM103 243H106V241L104 242V239H103ZM114 243H116V242H114ZM134 243V242H133ZM211 243V241L210 242H207V244L205 245V246H203L204 248V253H205V258H198V257H196V255L195 254H193V253H191V252H189V253H187L186 255H188L189 254V256H187V259L186 258H182V257H178L179 255L177 254V257L179 258V259H174V258H171V257H169L168 259H162V260H160V258H159V262L158 263H152L151 261H150V258H146V260H145V263H143V264H166L167 262H168V264H203V262H204V260L207 258V257H209V259H206L207 261H206V263H204V264H211L213 261H214V256H212L213 254H211L212 252L211 251H205L206 249H207V247L209 246L210 247V245L212 244ZM217 243V242H216ZM228 243V242H227ZM243 243V242H242ZM255 243H258V242H255ZM254 243V244H255ZM7 244H9V243H7ZM40 244V243H39ZM48 244V243H47ZM50 244L51 243H49V246H50ZM59 244V243H58ZM58 244L56 245V246H58ZM60 244V245H61ZM69 244H72V243H69ZM81 244H83V243H81ZM109 244H110V242H109ZM134 244H136V243H134ZM134 244H132V245H134ZM180 244V243H179ZM187 244V245H188ZM229 244V243H228ZM239 244V243H238ZM253 244V245H254ZM259 244V243H258ZM78 245V244H77ZM84 245V244H83ZM91 245V246H90ZM112 245V244H111ZM122 245V244H121ZM138 245V244H137ZM144 245H146L145 247H147V243L145 244L144 243ZM243 245V244H242ZM11 246V245H10ZM12 246H13V244H12ZM29 246V245H28ZM32 247H31V250L32 249H34L33 248V245H31ZM46 246V245H45ZM68 246V245H67ZM85 246V245H84ZM83 246V247H84ZM106 246H107V244H106ZM105 246V247H106ZM115 246V245H114ZM127 246V245H126ZM163 246V245H162ZM162 246H161V248H162ZM179 246H181V244L179 245ZM186 246V245H185ZM212 246V245H211ZM214 246V245H213ZM221 247H222V245H220ZM247 246V245H246ZM250 246V245H249ZM257 246V245H256ZM260 246V245H259ZM30 247V246H29ZM41 247V246H40ZM40 247H38L37 246V249H39ZM66 247V246H65ZM72 247V246H71ZM78 247H79V245H78ZM82 247V248H83ZM91 247V250H89V252H93V250H94V248H92ZM101 247V246H100ZM104 247V246H103ZM119 247V246H118ZM144 247V248H145ZM149 247V246H148ZM208 247V248H209ZM219 247V246H218ZM224 247V246H223ZM253 247V246H252ZM48 248V247H47ZM52 248V247H51ZM96 248V247H95ZM102 248V247H101ZM116 248V247H115ZM125 248V247H124ZM150 248V247H149ZM172 248V247H171ZM181 248V247H180ZM230 248H232V247H230ZM254 248V247H253ZM258 248V247H257ZM261 248H262V246H261ZM27 249H28V247H27ZM30 249V248H29ZM93 249V250H92ZM107 249V248H106ZM109 249V248H108ZM107 249V250H108ZM111 249H114V247L113 248H111ZM147 249V248H146ZM158 249V248H157ZM163 249V248H162ZM168 249V248H167ZM198 249H199V247H198ZM215 249H217V247L215 248ZM219 249V248H218ZM217 249V250H218ZM235 249H237V248H235ZM251 249V248H250ZM260 249V248H259ZM35 250V249H34ZM95 250H98L97 248L95 249ZM107 250H105V251H107ZM116 250V249H115ZM114 250V251H115ZM127 250V249H126ZM180 250V249H179ZM220 250V249H219ZM25 251L27 252V250L25 249ZM45 248L43 249V251H41V253L43 254V255H45ZM74 251V250H73ZM99 251V250H98ZM111 250L109 249V252H110ZM119 251V250H118ZM143 252H144V250H142ZM158 251V250H157ZM221 251H223L222 249H221ZM227 251V250H226ZM233 251H234V249H233ZM236 251V250H235ZM258 251V250H257ZM263 251H264V249H261L260 250V255H258L259 257H258V260H260V263H263V260H262V257L263 256H261L262 254H263ZM31 252H33V251H31ZM108 252V251H107ZM121 252V251H120ZM127 252H131V251H125V249H124V253L123 254H125V255H127L128 253ZM155 252V251H154ZM229 252V251H228ZM248 252V251H247ZM254 252H256V250H254ZM40 253V252H39ZM38 253V254H39ZM47 253V252H46ZM50 253H51V251H50ZM69 254L71 253V251L70 252H68ZM103 253V252H102ZM137 253V252H136ZM157 253V252H156ZM162 253H163V251H162ZM166 253V252H165ZM167 253H169V252H167ZM176 253V252H175ZM175 253H172V250H171V254H173V257H174V254ZM194 253H196V251L194 252ZM203 253V254H204ZM1 254V253H0ZM34 254H35V251H34ZM33 254V255H34ZM94 254V253H93ZM118 254H120V253H117V254H115V255H117V256H120V255H118ZM122 254V255H123ZM139 254V253H138ZM146 254V253H145ZM159 254H161L160 252H159ZM158 254V256L159 257H161L160 255ZM179 254H180V252H179ZM185 254V253H184ZM211 254V255H210ZM219 254V253H218ZM233 254H235L236 256L238 255L239 257H233L235 260H237V259H240V260H243V261H246V262H250V263H253V259H250V257L248 256V253H244V252H241V253H237V252H234ZM32 255V256H33ZM143 255V254H142ZM147 255V257H149V256H151V254H150V252L149 253H147L146 254ZM153 255V254H152ZM162 255H164V254H162ZM168 255V254H167ZM220 255V254H219ZM225 257H226V255L225 254H223ZM26 256V255H25ZM51 256V255H50ZM53 256V255H52ZM57 256V255H56ZM97 256V255H96ZM102 256V255H101ZM128 256V255H127ZM156 256V255H155ZM202 256V255H201ZM218 256V255H217ZM229 256V255H228ZM230 256H232V255H230ZM252 256H253V252H252ZM48 256H46L45 258H47ZM103 257V256H102ZM124 257V256H123ZM144 257V256H143ZM165 257V256H164ZM167 257V256H166ZM176 257V258H177ZM26 258V257H25ZM24 258V259H25ZM30 258H32V257H30ZM52 258V257H51ZM118 258V257H117ZM120 258V257H119ZM154 258V257H153ZM254 258V257H253ZM33 259H35V258H33ZM54 259V258H53ZM52 259V260H53ZM93 259H95V264H117L116 262H114V260L116 259L115 258V256H114V253L113 252H110V253H105L104 254V258H99V257H96L95 258V256H94V258ZM125 259V258H124ZM128 259V258H127ZM131 259V258H130ZM140 259V258H139ZM157 259V258H156ZM215 259H216V257H215ZM256 259H257V257H256ZM39 260H40V258H39ZM49 262H50V257H49ZM117 260V259H116ZM155 260V259H154ZM218 261H217V264L218 263H220V264H223V263H225L226 264V262H225V260L224 259H222L221 257L220 258H218L217 259ZM258 260H256V261H258ZM33 261V260H32ZM54 261V260H53ZM58 261V260H57ZM130 261V260H129ZM165 261H167V262H165ZM255 261V262H256ZM23 262H25L24 264H28L29 262H27V260L25 259V261H23ZM31 262V261H30ZM37 262V261H36ZM41 263L40 264H42V261H40ZM83 262V261H82ZM86 262V261H85ZM85 262H83V263H85ZM131 262V261H130ZM137 262V261H136ZM165 262V263H164ZM179 262V263H178ZM236 262V261H235ZM57 263V262H56ZM94 262L92 261V264H93ZM119 263V262H118ZM214 263H216V262H214ZM245 263V262H244ZM23 264V263H22ZM30 264V263H29ZM34 264V263H33ZM52 264H53V262H52ZM87 264V263H86ZM127 264V263H126ZM129 264V263H128ZM131 264H135V263H131ZM138 264H140V262H138ZM213 264V263H212ZM231 264V263H230ZM235 264V263H234ZM238 264V263H237ZM240 264V263H239Z\"/></svg>",
	"mask_w": 264,
	"mask_h": 264
}]
</instances>
